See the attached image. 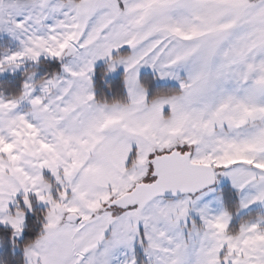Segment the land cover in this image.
<instances>
[{
	"label": "snow or ice",
	"instance_id": "1",
	"mask_svg": "<svg viewBox=\"0 0 264 264\" xmlns=\"http://www.w3.org/2000/svg\"><path fill=\"white\" fill-rule=\"evenodd\" d=\"M0 264H264V0H0Z\"/></svg>",
	"mask_w": 264,
	"mask_h": 264
}]
</instances>
